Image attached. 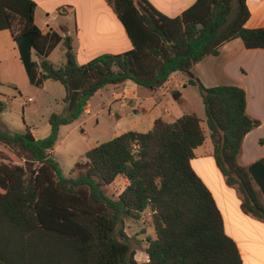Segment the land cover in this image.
<instances>
[{
    "label": "trees",
    "instance_id": "1",
    "mask_svg": "<svg viewBox=\"0 0 264 264\" xmlns=\"http://www.w3.org/2000/svg\"><path fill=\"white\" fill-rule=\"evenodd\" d=\"M106 1L132 49L79 65L71 38L43 35L35 25L33 1L0 0V31L10 32L27 82L37 88L48 80L60 83L68 110L50 115L44 139L0 124V264H242L211 192L190 165L205 140L195 114L172 123L157 119L146 133L130 131L94 145L74 166L75 178L63 175L53 149L59 128L76 121L105 87L132 82L156 92L173 74H183L200 94L225 185L245 215L264 223V160L239 164L244 137L259 126L246 113L245 92L205 88L191 71L237 38L248 50H264V28L245 27L246 0H197L176 18L146 0ZM60 43L65 60L55 66L48 57ZM4 106L0 101V114ZM121 176L129 184L116 199L109 197L106 188ZM146 211L156 237L145 249L148 260L138 262L124 221H138Z\"/></svg>",
    "mask_w": 264,
    "mask_h": 264
},
{
    "label": "crops",
    "instance_id": "2",
    "mask_svg": "<svg viewBox=\"0 0 264 264\" xmlns=\"http://www.w3.org/2000/svg\"><path fill=\"white\" fill-rule=\"evenodd\" d=\"M31 1L36 4L35 25L43 35L57 33L63 38H71L79 65L87 64L101 55L123 54L132 49V44L123 25L106 0ZM146 1L160 14L176 18L191 8L197 0ZM246 7L249 18L245 27L247 29L264 28V0H246ZM58 48L63 53V57L60 59L61 64L58 65L61 66L65 60L63 44L60 43L56 49ZM56 49L48 57L50 62L53 60ZM32 60L39 61V56L34 51H32ZM8 68L15 74L20 71L24 74L12 36L9 31L4 30L0 31V85L11 87L14 86V82L7 72ZM191 71L205 88L235 86L244 90L246 113L250 118L258 121L259 126L244 137L239 164L247 168L264 160V50H248L244 47L242 40L237 38L224 43L220 46L218 55L204 58L194 65ZM53 83L56 82L48 80L43 86H52L48 84ZM187 85V77L176 73L169 78L164 87L156 92L141 88L132 82H126L119 86H108L90 99L84 113L76 121L84 114H92L89 106L94 98H101V108L107 106L111 110L112 105L106 104V101L102 99V93L105 92L110 93V100L121 106L127 116L126 119H122L117 112L111 114L117 119L119 128L124 129L123 133L118 136L130 131L146 133L152 128L155 120L163 119L161 114H167L168 109H162L163 106L172 105L173 101L181 106L186 105L180 90L185 89ZM5 91L0 87V101L8 108L7 112L3 110L0 117L9 130L15 133H25L29 129L35 139L46 138L50 132L49 124L43 128H34V126L31 128L23 118L26 111L23 109L19 112L12 105V96L6 94ZM62 92L61 99L63 100L65 97L64 88ZM174 93L179 96V100L174 98ZM135 106L137 108L133 109ZM67 112L66 109V114ZM9 115L11 117L14 115L16 120L9 119ZM163 120L167 123L175 121ZM76 121L59 128L58 140L64 133H66V138L69 137L71 131L76 128L74 127ZM202 129L205 140L194 151V158L190 161V165L211 192L222 216L224 232L235 243L242 264H264V223L242 212L236 192L225 185L224 178L215 164L213 146L207 127H202ZM58 140L53 149L54 158L59 146ZM92 147L90 146L88 150ZM201 148H203L204 154L197 159L195 155ZM85 153L83 156H79V160L66 158L65 163L57 161L65 177L76 174L73 172L74 166L85 161ZM118 182L122 184L123 188L129 184L128 180L121 176L110 186L112 187ZM254 186L256 190L259 189L257 185ZM262 200H264V196H262ZM142 254V252H137L135 260L138 261L137 256ZM143 255L146 256L144 260L146 262L148 260L146 252Z\"/></svg>",
    "mask_w": 264,
    "mask_h": 264
},
{
    "label": "rangeland",
    "instance_id": "3",
    "mask_svg": "<svg viewBox=\"0 0 264 264\" xmlns=\"http://www.w3.org/2000/svg\"><path fill=\"white\" fill-rule=\"evenodd\" d=\"M62 57L63 53L61 50L59 48L56 49L53 60L51 61L52 64L55 66L61 64L60 59ZM7 72L11 76L15 87L10 86L16 88L17 91L9 92L6 90L5 93L12 96V105L17 108L19 112L23 109L26 111L23 118L30 124L31 128H33L32 126H34V128H43L47 126L51 114H66L67 106L61 99L63 86L60 83L56 82L48 84L52 86L37 88L27 82L26 76L21 71L15 74L8 68ZM180 93L182 98L186 101V105L181 106L173 101L172 105L169 104L162 107V109L165 108L168 109V111L167 114H161V117L166 121H172L183 115L195 114L198 119L201 120L202 127H206L204 106L198 89L195 86L187 85L185 89L180 90ZM100 99L101 98H94L91 100L89 109L91 108L92 114H84L76 121L74 126L76 128L71 131L69 137L66 138V133L62 134V137L57 143L59 146L55 152L56 161L65 163L64 160L66 158H75L79 160V156H83L90 146L110 141L123 133L124 129L119 128L117 119L111 116L112 113L117 112L118 116H121L122 119H126L127 116L122 107L110 100V93L103 92L102 99L106 101V104L110 103L112 105L111 110H109L107 106L101 108ZM135 108L137 107H133V109ZM7 109L5 104L4 112H7ZM10 115L9 119L14 120V115L13 117ZM0 124L9 130L1 117ZM203 151V148H201L196 153L195 156L197 159L202 157L204 154ZM76 176L77 174H74L70 177L75 178ZM122 188V184L118 182L112 187H107L106 193L109 197L116 199L117 195L121 193ZM124 231L127 237L131 239V244L136 248L135 252H142L144 254L149 240H154L156 237L151 224V212H144L138 221L125 220ZM143 254L137 256L139 262H144L146 256Z\"/></svg>",
    "mask_w": 264,
    "mask_h": 264
},
{
    "label": "built area",
    "instance_id": "4",
    "mask_svg": "<svg viewBox=\"0 0 264 264\" xmlns=\"http://www.w3.org/2000/svg\"><path fill=\"white\" fill-rule=\"evenodd\" d=\"M138 150V146L136 144L133 145V153H136Z\"/></svg>",
    "mask_w": 264,
    "mask_h": 264
}]
</instances>
